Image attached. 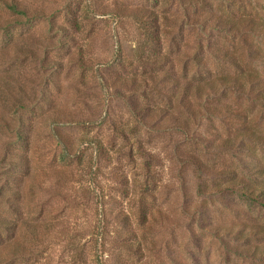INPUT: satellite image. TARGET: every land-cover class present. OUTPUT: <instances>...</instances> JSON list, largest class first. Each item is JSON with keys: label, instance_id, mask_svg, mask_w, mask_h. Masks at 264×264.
Returning <instances> with one entry per match:
<instances>
[{"label": "rangeland", "instance_id": "obj_1", "mask_svg": "<svg viewBox=\"0 0 264 264\" xmlns=\"http://www.w3.org/2000/svg\"><path fill=\"white\" fill-rule=\"evenodd\" d=\"M260 171L264 0H0V264H264Z\"/></svg>", "mask_w": 264, "mask_h": 264}, {"label": "trees", "instance_id": "obj_2", "mask_svg": "<svg viewBox=\"0 0 264 264\" xmlns=\"http://www.w3.org/2000/svg\"><path fill=\"white\" fill-rule=\"evenodd\" d=\"M241 24L244 27H248L249 32H259L261 30L260 27L258 29V27H254V25H252V23L249 24V22H247L246 24L240 23V25ZM227 26L230 30L231 29L237 30V27L234 26V24L231 22H229ZM246 76L248 78L252 77L250 74H248ZM246 82H253V81L251 79H244L242 81H239L238 79H234L233 81L229 82L228 85H233L234 88L241 89ZM257 176L263 178L264 177V171H262V172L260 171ZM239 188H241L240 189V190H242L241 194L244 195V197L246 199L258 204L260 207H262L264 209V182L263 183H252V184L243 183L241 187L237 186L236 188H232V190H236Z\"/></svg>", "mask_w": 264, "mask_h": 264}]
</instances>
